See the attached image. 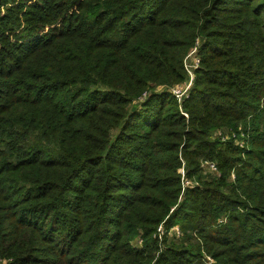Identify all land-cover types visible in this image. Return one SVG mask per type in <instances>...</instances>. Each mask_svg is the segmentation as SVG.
<instances>
[{"label":"trees","instance_id":"obj_1","mask_svg":"<svg viewBox=\"0 0 264 264\" xmlns=\"http://www.w3.org/2000/svg\"><path fill=\"white\" fill-rule=\"evenodd\" d=\"M0 264H264V0H0Z\"/></svg>","mask_w":264,"mask_h":264},{"label":"built area","instance_id":"obj_2","mask_svg":"<svg viewBox=\"0 0 264 264\" xmlns=\"http://www.w3.org/2000/svg\"><path fill=\"white\" fill-rule=\"evenodd\" d=\"M198 46V43H197ZM193 48L190 53L186 56L185 60H184V67L185 70L187 72V78L188 80L183 83L180 84L178 86H175L173 88H171V93L172 95L177 99V101L179 102V104L181 105L186 98L189 97V93L194 85V81H195V71L198 69L199 65H200V58L198 56V47ZM149 96V93H145L139 100V102H144L147 97ZM182 114L185 117H188V115L183 112L182 108H181ZM217 136L222 138L223 141L228 140L230 137L236 139V142L238 143V145L242 148L246 147V142L244 139H242L241 137L237 136V134L233 133L231 135V132L228 135L223 134V132L219 131L217 133ZM203 167L208 168L210 171L217 173V167L215 166V164L213 163H205L203 164ZM180 173L182 174L183 177V183H184V187H189L190 183L188 181H185V172L184 169L180 170ZM165 231L163 226H160L158 229V237L161 240L162 236L164 235ZM170 235L175 236L176 238H181L182 237V232L180 230L179 227H174L170 230L169 232ZM140 245H141V241H139Z\"/></svg>","mask_w":264,"mask_h":264},{"label":"rangeland","instance_id":"obj_3","mask_svg":"<svg viewBox=\"0 0 264 264\" xmlns=\"http://www.w3.org/2000/svg\"><path fill=\"white\" fill-rule=\"evenodd\" d=\"M135 244H136V246H140L139 241H136Z\"/></svg>","mask_w":264,"mask_h":264}]
</instances>
